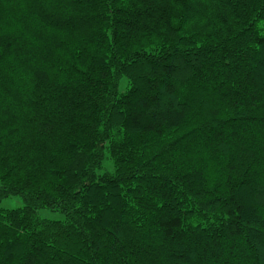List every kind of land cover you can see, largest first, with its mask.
Returning a JSON list of instances; mask_svg holds the SVG:
<instances>
[{
  "label": "trees",
  "instance_id": "trees-1",
  "mask_svg": "<svg viewBox=\"0 0 264 264\" xmlns=\"http://www.w3.org/2000/svg\"><path fill=\"white\" fill-rule=\"evenodd\" d=\"M9 197L0 264H264V0H0Z\"/></svg>",
  "mask_w": 264,
  "mask_h": 264
},
{
  "label": "rangeland",
  "instance_id": "rangeland-1",
  "mask_svg": "<svg viewBox=\"0 0 264 264\" xmlns=\"http://www.w3.org/2000/svg\"><path fill=\"white\" fill-rule=\"evenodd\" d=\"M22 201L19 197H9L1 200L0 202V208L2 209H16L22 207ZM40 217L50 220L60 219V215L56 213H50L48 211H40L39 212Z\"/></svg>",
  "mask_w": 264,
  "mask_h": 264
}]
</instances>
